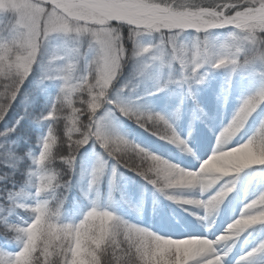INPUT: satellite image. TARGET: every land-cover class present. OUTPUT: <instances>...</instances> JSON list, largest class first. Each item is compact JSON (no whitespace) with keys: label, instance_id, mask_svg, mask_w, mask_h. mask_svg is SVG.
Returning <instances> with one entry per match:
<instances>
[{"label":"snow or ice","instance_id":"obj_1","mask_svg":"<svg viewBox=\"0 0 264 264\" xmlns=\"http://www.w3.org/2000/svg\"><path fill=\"white\" fill-rule=\"evenodd\" d=\"M225 28L230 31L223 37L214 35ZM186 33L195 35L186 41ZM145 34H157L159 43L141 44ZM55 36L89 41L94 55L82 74H76L71 60L57 64L65 59L62 56L43 62L44 46ZM126 40L132 41L135 57L155 49L152 60L161 67L179 65V75L158 82L156 92L174 84L186 87L191 97L193 86L205 82L207 70L223 69L229 81L237 73L251 72L264 82V0H0V120L38 63L42 80L60 82L51 107L39 117L50 123L32 158V202H24L23 190L6 197L9 215L19 208L30 219L12 223L7 215L0 217V235L11 234L19 246L14 253L0 249V264H225L241 237L251 235L254 226H264V190L251 197L246 192L238 215L212 238L159 234L97 206L94 200L79 220L63 219V201L57 193L66 190L70 181L62 179L53 165L58 161L71 170L79 150L90 142L103 155L90 173L89 190L106 168V155L115 162L113 174L116 166L125 167L167 200L199 208L202 214L196 218L205 224V231L213 227L221 204L235 190L236 178L244 170L257 168L264 174V118L247 140L237 139L250 116L264 105V83L241 99L216 136L211 154L196 170H186L107 126L98 115L102 109L106 114L118 112L158 139L194 155L164 115L110 96L127 54ZM61 123L63 140L56 130ZM14 130L15 126L0 136ZM61 145L67 149L64 154ZM191 189L210 194L190 197L185 193ZM177 249L189 253L187 258L181 254L177 259ZM257 257L264 258V238L242 250L234 264H256Z\"/></svg>","mask_w":264,"mask_h":264},{"label":"trees","instance_id":"obj_2","mask_svg":"<svg viewBox=\"0 0 264 264\" xmlns=\"http://www.w3.org/2000/svg\"><path fill=\"white\" fill-rule=\"evenodd\" d=\"M228 31L230 29L216 30L214 35L223 37ZM194 35V33H186L183 38L190 41ZM142 38L147 42V45H156L160 41L157 34L144 35ZM127 46L131 51L121 62L120 72L109 90L110 96L130 102L142 111L158 112L168 118L175 128L182 126L187 111L193 110L198 116H201L206 112V109L212 108V98L223 100L227 111L235 110L236 105L244 96L254 92L264 83L259 75L251 72L237 73L229 81L227 72L219 69L207 70L205 82L193 86V96L191 97L187 95L186 87H178L174 84H170L163 91L156 92L158 82H163L170 76L175 78L179 75V65L173 62L171 67L167 64L161 67L158 61L152 60V57L157 54L155 49L138 58L132 54V41L128 40L125 43V47ZM68 48L69 46H65V49ZM71 51L69 52L70 56L60 61L59 65H62L66 60H71L76 64V74H82L94 55V49L84 38L82 44L74 46ZM53 55L55 54L52 51V44L47 42L43 49V62H47ZM144 65H148V67L145 69ZM41 77L42 67L38 63L34 66L32 75L25 81L20 94L8 109L7 115L3 120H0V133H3L7 129L13 128L14 116L23 111L25 113L32 112V108L36 107L31 120L25 123L21 129L0 136V144L3 145L0 148V208H3L2 201L7 197L4 196L5 192L23 188L24 185L32 183L29 175L34 170L32 158L38 153L39 142L46 134L50 123L40 120L39 117L51 107L60 86L58 80H42ZM98 115L104 118L107 126L116 127L130 140L165 159L168 158L170 152H175L187 159L188 153L165 144L163 140L151 135L137 126L133 120L121 116L118 112L106 114L102 109ZM262 118H264V105L258 107L246 123L245 130L248 137L258 128ZM56 130L57 135L63 140V124H57ZM190 133L189 135L187 130L183 131V134L178 132L181 138L186 139L189 147H191V143L197 140V142H201L207 136L206 129L200 125L193 127ZM60 151L61 154H64L67 149L61 145ZM102 155L99 146L90 142L79 150L75 165L71 170L60 165L58 161L53 165L61 174L62 179L70 181L66 190L61 189L57 193V198L63 201L61 208L63 219L65 221L79 220L94 200L97 206L107 208L133 224L141 226L140 221L144 219L142 221L146 223L151 216V220H158L163 210L160 205L161 199L157 197L152 185L125 167L116 166L115 174H113L115 162L107 158L106 155L103 156L107 161L106 168L96 185L89 190L90 173ZM252 174L251 196L264 190V174H260L257 168L252 170ZM85 193L88 195L85 196ZM49 198L51 199V197ZM31 202V198L26 200V203ZM6 214L7 211L5 213L4 210L0 211V217L6 216ZM21 217H17V220L12 223H22L24 220L30 219L28 213ZM255 235L264 238V226H258L255 229ZM5 240L15 242L11 238V234L7 237L0 235V249L3 248ZM259 260L264 264V258H259Z\"/></svg>","mask_w":264,"mask_h":264},{"label":"rangeland","instance_id":"obj_3","mask_svg":"<svg viewBox=\"0 0 264 264\" xmlns=\"http://www.w3.org/2000/svg\"><path fill=\"white\" fill-rule=\"evenodd\" d=\"M145 35H148V34H145ZM83 40L84 38L71 39V38L64 37V36H55L48 43L52 44V51L56 56H62L64 58L65 57L68 58L70 56L69 52H72L71 50L74 48V46H78V44L81 45ZM127 41L128 40H126V42ZM140 43L143 45H147V42L143 38L140 39ZM65 46H69V48L65 49ZM125 48H126V53L128 54L131 50L128 46ZM59 62L60 61H57L56 63L59 64ZM212 100H213L212 104L215 105V108H214L215 113L213 115L211 114L212 111H209L207 115L193 119L192 117L193 112L187 111L186 121L184 122V126L182 128H179V127L176 128L177 132H180L183 134V131L187 127H191L195 125L196 121H199L205 124L209 123V125H207L206 127V130H207L206 133L208 134L205 137L204 141L202 143L197 142V143L191 144L194 155H188L187 160H185L180 155L175 154V152H172L169 155L170 158L168 159L170 162L175 163L185 168L186 170H196L198 169L199 163L203 159L207 158L208 155L211 154L212 149L215 145L216 136L218 135L219 131L230 121V119L232 118V116L230 115L232 114V111H233L231 110V112L227 113L222 100L220 99L216 100L215 98H212ZM239 104L240 103H238V105L236 106V109L238 108ZM31 116H32L31 113L23 115V116H19L16 119V122L14 124L15 126L14 131L19 130L20 127H22V124L24 123V121L30 119ZM246 126L247 125H245L244 129L240 133L239 137H237V139L247 140L248 134H247V131L245 130ZM251 173H252V169H247V170H244L236 178V188L231 194H229V196L221 204L220 210L214 218V224L211 230L205 231V224L196 218L197 215L202 214L199 208H196L195 206L180 207L174 202L168 200L171 206L177 209H181L182 211L181 210L176 211V213L174 214L175 218L173 219L174 223L165 221L162 225L158 226L157 231L161 232V234L171 235L173 238H180L182 236H187V235H190V233H192V235H204V236H207L208 238H212L214 235L217 234L218 228L220 227V225H222V223L224 222V220L226 219L228 215H233V213H234V216L238 215L239 208L242 206V202L246 196V192H247V196L248 197L250 196L248 192L252 186L251 185L252 183ZM21 190L16 188L13 191L5 192L4 196H7L8 193L10 192H19ZM31 190H32L31 186H27L26 188L23 189L24 196L22 197V199L24 200V202H26L25 200L27 198L31 197V195L29 194ZM185 194L188 196L191 195L194 198H207V196L210 193H204L203 195H201L198 190L191 189V190H187ZM9 203L10 202L7 199L2 201V204H3L2 207L4 209V213L5 211L8 212ZM25 213L27 212L19 208H16L12 210L10 215L7 214V217L9 221H14V220H17L18 215L25 214ZM185 215H191L194 219L198 221H193L190 223L188 222L187 224L188 229H186L184 226L180 227V222L182 221L181 219H184ZM246 234L243 237H241V239L236 243L235 247L233 248V251L226 258L225 264H230L228 260H231V259L233 261L231 264H234L236 257L241 254L242 250L246 251L250 249L252 246H254V242H251L250 240H248L246 238V236L248 235ZM2 249L6 252L14 253L19 250L18 243L16 241L11 242L10 240H5V243L3 244ZM181 254L185 255V253H182L180 249H177V259H179V256Z\"/></svg>","mask_w":264,"mask_h":264},{"label":"clouds","instance_id":"obj_4","mask_svg":"<svg viewBox=\"0 0 264 264\" xmlns=\"http://www.w3.org/2000/svg\"><path fill=\"white\" fill-rule=\"evenodd\" d=\"M249 151H251V149ZM253 155H255V154H253ZM188 254L189 253L185 252V258H187Z\"/></svg>","mask_w":264,"mask_h":264}]
</instances>
